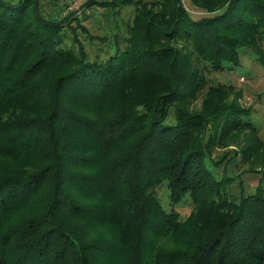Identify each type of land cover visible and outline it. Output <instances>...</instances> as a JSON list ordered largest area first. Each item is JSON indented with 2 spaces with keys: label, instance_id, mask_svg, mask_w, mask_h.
I'll return each instance as SVG.
<instances>
[{
  "label": "trees",
  "instance_id": "trees-1",
  "mask_svg": "<svg viewBox=\"0 0 264 264\" xmlns=\"http://www.w3.org/2000/svg\"><path fill=\"white\" fill-rule=\"evenodd\" d=\"M144 3L86 4L112 16L135 5L125 45L104 39L90 58L72 12L0 0V264H264V186L234 194L212 154L211 122L245 128L247 113L184 104L205 71L237 67L239 48L261 58L264 0L200 16ZM162 183L172 204L193 203L184 220L159 202Z\"/></svg>",
  "mask_w": 264,
  "mask_h": 264
},
{
  "label": "rangeland",
  "instance_id": "rangeland-1",
  "mask_svg": "<svg viewBox=\"0 0 264 264\" xmlns=\"http://www.w3.org/2000/svg\"><path fill=\"white\" fill-rule=\"evenodd\" d=\"M44 15L54 19L68 13L78 17L71 24L75 27L77 38L82 42L90 58L102 56L108 49L104 39L117 42V46L125 45L123 37L129 34L127 25L134 14V4L122 8L120 15L105 13L97 5H86L91 0H36ZM142 9L152 11L160 9L157 0H141ZM184 7L194 16L211 14L219 11L227 0H181ZM148 10V11H150ZM208 15V14H207ZM71 36V35H70ZM67 44H69L67 42ZM185 51L186 57L179 63L187 62L196 69L198 60L184 46L182 41L172 43ZM260 50V56L251 48H239V64L234 69L223 68L218 71H205V82L191 98L184 103L192 112H198L208 101H218L232 107L241 108L247 113L245 128H227L224 117L217 123L211 122L214 131V148L212 154L220 157L229 175L234 176L232 185L234 194L252 192L260 185L264 186V43L259 39L254 44ZM187 58V60H186ZM201 63V62H200ZM180 66V65H179ZM182 66V65H181ZM224 121V122H223ZM226 123V122H225ZM161 205L170 210L175 209L179 218L184 220L193 210L194 205L188 195L177 203H171L165 183L154 188Z\"/></svg>",
  "mask_w": 264,
  "mask_h": 264
}]
</instances>
